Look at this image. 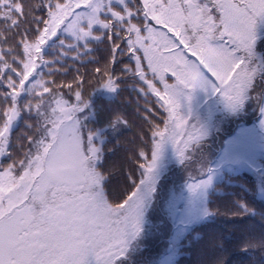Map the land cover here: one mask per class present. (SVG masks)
Here are the masks:
<instances>
[{
  "label": "snow or ice",
  "instance_id": "snow-or-ice-1",
  "mask_svg": "<svg viewBox=\"0 0 264 264\" xmlns=\"http://www.w3.org/2000/svg\"><path fill=\"white\" fill-rule=\"evenodd\" d=\"M0 22L6 25L0 30V88L10 89L0 98L11 104L0 107V160H11L6 167L0 162V264H89V257L95 264H124L164 177L166 148L182 166H197L186 184L194 196L212 182L215 169L201 163L202 149L221 128L193 119L198 91L218 95L226 117L258 112L256 124L227 141V151L264 150V91L253 94L258 79L264 83V59L258 61L256 51L264 0H39L27 12L22 2L0 0ZM6 32L21 37L19 56L3 46ZM60 33L61 54L74 62L99 63L91 55L94 43L107 41L111 55L91 78L73 64L70 82L46 79L44 70L51 76L48 66L55 64L46 50ZM127 76L156 109L145 105L150 137H140L146 147L131 150L133 171L113 203L101 171L105 149L88 121L94 92L115 93ZM94 83L99 87L88 92ZM21 113L35 122L26 121L30 133L12 145ZM110 126L129 124L114 112Z\"/></svg>",
  "mask_w": 264,
  "mask_h": 264
},
{
  "label": "trees",
  "instance_id": "trees-1",
  "mask_svg": "<svg viewBox=\"0 0 264 264\" xmlns=\"http://www.w3.org/2000/svg\"><path fill=\"white\" fill-rule=\"evenodd\" d=\"M17 2L24 3L27 12L32 5L39 3V0H17ZM33 14L45 15L42 11H34ZM5 27L6 25L0 22V30ZM18 31H22V28ZM5 36L8 42L3 46L15 48L13 55L19 56L21 50L16 45V41L21 37L13 32H6ZM64 38V34L60 33L49 43L45 58L53 60L55 64L48 66L52 70L51 76L48 75V69L44 70L46 79H54L57 83L70 82L75 75L73 64L79 67L81 72L88 73L91 78L92 69L102 67L111 55L107 41L102 44L94 43L92 45L94 51L91 55L96 57L99 63L74 62L71 57L61 54L58 42ZM262 51L264 53V50ZM6 59L11 63V57ZM123 63H128L127 58L123 59ZM12 66L20 71L17 64ZM64 69L67 70V75L63 74ZM115 69L116 75L121 76L120 64H116ZM13 79L15 80V77ZM118 83L120 87L115 93L98 88L99 85L95 83L88 89V92H92L98 88L91 97L93 116L89 118L88 123L103 136L105 151L104 166L101 171L108 177L105 189L109 200L113 203L120 202L113 197L126 187V174L133 171L134 165L130 157L134 153L131 150L136 147H146L141 143L140 137L143 136L145 141L150 137L149 123L144 119L145 105L156 109L152 97H144L136 91L139 82L133 77L127 76ZM259 83L258 79L257 86ZM263 86L264 84L260 83L261 91H264ZM2 91H10V89L0 88V92ZM17 91H20L19 88ZM195 96L203 99L205 93L198 91ZM0 107L7 109L11 104H5L0 98ZM114 112L125 118L129 126L119 130L110 126ZM254 115L256 117V112L252 117ZM151 118L155 119V117ZM228 120L229 123L225 126L233 128L234 118L228 117ZM26 121L35 122L34 117L21 113V118L10 133V144L15 145L18 139L24 142L23 133H30L25 126ZM156 122L160 121L156 120ZM10 151L16 158H20L19 151L14 147L10 148ZM253 151L249 156L258 169H234L233 166L227 165L220 177L214 181V177L212 178L213 184L210 187L208 200L209 212L202 220L189 225L170 264H264V150ZM0 162L6 167L11 160L4 157Z\"/></svg>",
  "mask_w": 264,
  "mask_h": 264
},
{
  "label": "rangeland",
  "instance_id": "rangeland-1",
  "mask_svg": "<svg viewBox=\"0 0 264 264\" xmlns=\"http://www.w3.org/2000/svg\"><path fill=\"white\" fill-rule=\"evenodd\" d=\"M260 31L264 33V22L260 23ZM258 46L264 48V35L258 40L256 51L259 49ZM263 48L259 49L260 52L257 51L258 61L264 59ZM260 83L256 87L254 95L260 93ZM192 108L193 119L197 116L209 119L221 128V131L210 138L202 149L204 160L201 163L215 169L213 181L220 177L227 165L233 166L234 169H258L250 158L249 152L235 147L230 152L227 151V141L235 137L241 128L252 127L256 124L258 112H256V117L255 115L252 117L255 111L250 110L242 118H234L233 128H230L225 126L229 123V120L221 111V102L218 95L209 96L205 93L203 99L195 96ZM99 138L103 140L100 133ZM256 151H253V153ZM197 158H199V153H197ZM254 160L256 161V159ZM163 161L165 174L160 182L156 199L146 212L143 234L134 246L133 251L125 259L124 264H170L175 258V253L177 254L175 252L176 248L181 244V238L189 225L202 220L209 212V192L213 181L205 192L194 196L188 191L186 184L190 174L197 175V166L184 167L179 164L175 160L170 146L164 152ZM89 264H95L94 257H89Z\"/></svg>",
  "mask_w": 264,
  "mask_h": 264
},
{
  "label": "clouds",
  "instance_id": "clouds-1",
  "mask_svg": "<svg viewBox=\"0 0 264 264\" xmlns=\"http://www.w3.org/2000/svg\"><path fill=\"white\" fill-rule=\"evenodd\" d=\"M206 55H209L208 53H206Z\"/></svg>",
  "mask_w": 264,
  "mask_h": 264
}]
</instances>
